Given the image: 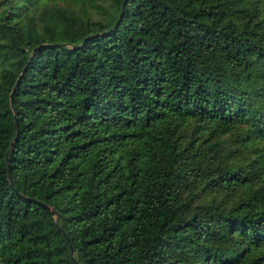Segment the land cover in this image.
<instances>
[{
	"label": "trees",
	"instance_id": "1",
	"mask_svg": "<svg viewBox=\"0 0 264 264\" xmlns=\"http://www.w3.org/2000/svg\"><path fill=\"white\" fill-rule=\"evenodd\" d=\"M121 1L0 0V264H264V0Z\"/></svg>",
	"mask_w": 264,
	"mask_h": 264
},
{
	"label": "water",
	"instance_id": "2",
	"mask_svg": "<svg viewBox=\"0 0 264 264\" xmlns=\"http://www.w3.org/2000/svg\"><path fill=\"white\" fill-rule=\"evenodd\" d=\"M124 2H125V0H122V1H121V5H120V10H119L118 18H117V20H116L115 23H117L118 20H119L120 17H121V14H122V11H123V5H124ZM10 101H11V95H10ZM14 122H15V125H16V120H14ZM16 132H17V130H16ZM15 136H16V135H15ZM15 136L11 139L10 144H12V141H13V139L15 138ZM42 204H44L45 206L48 207L47 204H45V203H42ZM49 210H50L51 213H55V209H53V208H49ZM58 228H59L60 230H62L60 226H58ZM63 234H64L65 238L67 239L66 234H65L64 232H63ZM71 249H72V247H71ZM73 262H74V264H78V262L76 261L75 258H73Z\"/></svg>",
	"mask_w": 264,
	"mask_h": 264
}]
</instances>
